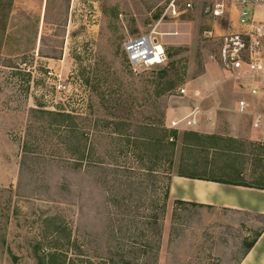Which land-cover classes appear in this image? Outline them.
I'll list each match as a JSON object with an SVG mask.
<instances>
[{
  "label": "rangeland",
  "instance_id": "1",
  "mask_svg": "<svg viewBox=\"0 0 264 264\" xmlns=\"http://www.w3.org/2000/svg\"><path fill=\"white\" fill-rule=\"evenodd\" d=\"M169 2L0 0V264H113L143 250L146 264L154 253L156 264H236L256 237L254 220L165 196L173 175L264 182L257 141L231 130L249 131L236 106L262 81L211 60L223 36L254 39L264 24L241 26L239 1L220 19L210 0H178L181 15L164 17ZM151 34L165 61L133 67L124 44ZM196 107L213 134L169 130Z\"/></svg>",
  "mask_w": 264,
  "mask_h": 264
},
{
  "label": "built area",
  "instance_id": "2",
  "mask_svg": "<svg viewBox=\"0 0 264 264\" xmlns=\"http://www.w3.org/2000/svg\"><path fill=\"white\" fill-rule=\"evenodd\" d=\"M212 16L216 19L222 18L228 10V4L239 1V23L244 27L256 29V23L253 19L252 12L248 9L247 0H210ZM167 6V15L171 18H178L181 12L178 10V0H170ZM187 9L192 8L191 3L186 4ZM262 28L259 27V31ZM254 32V31H252ZM207 38H212L213 33L206 32ZM256 33V32H254ZM250 35H239L231 32L219 39V47L217 53H213L211 60L218 63L224 70L235 73L238 77L253 79V81H262V84H253L249 89V94L255 98L264 97V44L259 39L264 35L259 34V37L249 39ZM124 52L129 63L133 67L142 66H158L165 61V50L159 40L153 35L139 37L137 39L128 40L124 44ZM258 83V82H257ZM182 95L186 94L185 89H181ZM195 98L204 100L206 94L202 95L199 91L194 94ZM238 112L240 114L251 116V128L254 131L262 133V139L259 144L264 146V111L253 112L249 109V104L245 100H241L238 104ZM201 114L200 108L196 107L188 116L181 120H173L169 126V130H179L180 125L184 129H194L199 124L198 116Z\"/></svg>",
  "mask_w": 264,
  "mask_h": 264
},
{
  "label": "crops",
  "instance_id": "3",
  "mask_svg": "<svg viewBox=\"0 0 264 264\" xmlns=\"http://www.w3.org/2000/svg\"><path fill=\"white\" fill-rule=\"evenodd\" d=\"M249 1L252 5L251 12L252 16L254 17V21L264 24V1ZM233 9H235V6L232 5L231 11ZM232 13L233 11L231 12V14ZM236 25L237 24H234L235 27ZM234 26L233 29L235 28ZM250 86L251 81H248V87ZM246 94H249V90L246 91ZM247 95L244 96L247 97ZM246 97H242L238 101L235 113L240 117V120L248 121L249 131H243V129L238 126L231 127V130H234V133L237 132L239 134L249 136L247 138H250V140L257 141V145H260L259 142L262 139V133L253 130V132H255V135H261L260 140L256 137L254 138L255 135L251 131L252 118L251 116L240 114L238 112V104L241 100H245L248 102L249 109L251 111L262 112L264 111V97L259 99L252 96V99ZM254 103L255 105L257 104V107L253 106ZM216 111H218V109H216ZM201 117L202 110L201 114L198 116L199 124L196 128H199L201 125ZM208 123L210 122H206V124L201 125V134H213V130L209 127ZM260 146L264 147L262 145ZM199 178L202 177L192 178L191 176L186 175H173L169 183L168 201L172 204L181 203L182 206L194 207L201 210L210 209L230 212L232 214L238 215L239 217L254 220L256 223H258L260 228L257 233L260 232L261 235L256 239V242L250 250L247 251V246L253 240L246 245V249L242 254H240L241 256L237 260L236 264H264V188H260V186L264 184V182H262L261 185H252L250 187H244L228 184V182L225 181L216 182L213 179L201 180Z\"/></svg>",
  "mask_w": 264,
  "mask_h": 264
},
{
  "label": "trees",
  "instance_id": "4",
  "mask_svg": "<svg viewBox=\"0 0 264 264\" xmlns=\"http://www.w3.org/2000/svg\"><path fill=\"white\" fill-rule=\"evenodd\" d=\"M177 6H178V3H177ZM166 73V72H165ZM164 74V73H163ZM105 123H107V125L106 126H114V125H118V123H115V122H109V121H100V125L101 124H105ZM171 134H172V132H170ZM171 137H173L172 135H171ZM258 146V150L259 151H261V152H263L264 153V147H261L260 145H257ZM94 152H95V150L94 149H92V154H94ZM76 166H79V165H76ZM80 167V166H79ZM90 169H93V167H90ZM86 171V170H85ZM87 171H90V170H87ZM192 178H197V177H192ZM199 179H201V180H208V179H202V178H199ZM216 182H222L221 180H215ZM228 184H232V185H237V186H244V187H250V186H252L253 184H246V183H228ZM260 188H264V184H262L261 186H260ZM165 199H166V201H168V199H169V185H168V188H167V192H166V196H165ZM176 205H181L182 206V204L181 203H176ZM165 209V208H164ZM157 216H154V220H155V222H154V225H156V227H160L159 226V222L157 221ZM261 235V233L259 232V233H257V235H256V238L250 243V244H248V246H247V251L248 250H250L251 248H252V246L254 245V243L256 242V239L259 237ZM160 236V235H159ZM159 238V237H158ZM145 247H147L149 250V253H153V252H155L156 250L158 251V244L155 246V248H154V246L151 244V243H149L148 245H141V248H143V249H145ZM148 253H147V251H141V258L140 257H137L136 259L135 258H132V257H126V256H124V255H121L119 258L120 259H118V261L116 260V259H114V258H110V263H113V264H115V262H117L118 264H146V262L150 259V258H147V259H145V260H143L142 259V257H143V255L145 256V255H147ZM135 260H136V262H135ZM157 260H158V256L154 253V255L152 254V259H151V261L153 262V264H156L157 263Z\"/></svg>",
  "mask_w": 264,
  "mask_h": 264
}]
</instances>
